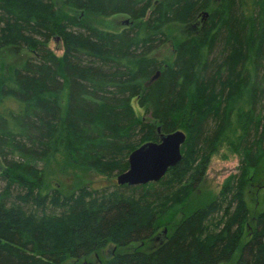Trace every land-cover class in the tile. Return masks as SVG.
Returning <instances> with one entry per match:
<instances>
[{"label": "trees", "instance_id": "1", "mask_svg": "<svg viewBox=\"0 0 264 264\" xmlns=\"http://www.w3.org/2000/svg\"><path fill=\"white\" fill-rule=\"evenodd\" d=\"M62 3L77 13L53 0H0V48L30 52L18 64L0 59V264H64L107 244L116 250L103 264H264V204L256 212L245 200L264 158V0ZM116 14L131 24L111 31L91 20ZM201 14L170 61L151 54L167 24ZM54 37L60 56L47 45ZM176 130L181 160L158 181L45 186L59 155L114 177L132 150ZM222 143L239 173L194 205Z\"/></svg>", "mask_w": 264, "mask_h": 264}, {"label": "rangeland", "instance_id": "2", "mask_svg": "<svg viewBox=\"0 0 264 264\" xmlns=\"http://www.w3.org/2000/svg\"><path fill=\"white\" fill-rule=\"evenodd\" d=\"M62 1L63 0H53L55 5L62 9V11L77 13L75 10L63 5ZM201 15L202 16L198 17L195 22H172L167 24L165 28L168 36L167 41L156 48L151 54L166 62L170 61L174 55L176 41L199 29L201 20L205 17L203 14ZM91 20L98 27L111 31L120 30L131 24L128 23V17L123 14H116L108 17L95 15L91 17ZM47 45L54 54L57 56L62 55L63 51L60 39L56 37L51 38ZM28 55H30V52L25 47L0 48V59L4 60L6 65L21 63ZM155 77H157V72ZM131 105L134 113L138 117H143L144 110L138 106L135 98L132 99ZM238 167L239 156L233 152L226 143H222L214 149L209 158L203 177L197 184L191 203L198 205L218 196L225 179L230 175H236L239 173ZM1 168L2 162L0 159V169ZM249 172L253 178L250 176L251 179L247 183L248 188L246 189L245 200L249 209L258 212L262 209L264 204V158L261 160L258 169L255 170L254 175L253 170H250ZM44 174V183L46 187L56 186L62 191H71L75 188L85 186H90V188H101L111 185L112 180H115L116 182V176L108 177V175H104L94 170L75 166L66 161L64 156L61 155L55 158L53 163L45 170ZM2 187L3 184L0 183V189ZM50 210L53 209L49 208L48 211ZM53 211L57 212L56 209ZM160 237H162V235ZM158 241L159 239H157L155 243ZM115 250L116 248L114 246L107 244L104 248L89 256L69 259L64 264H102L105 258L109 257V255Z\"/></svg>", "mask_w": 264, "mask_h": 264}, {"label": "water", "instance_id": "3", "mask_svg": "<svg viewBox=\"0 0 264 264\" xmlns=\"http://www.w3.org/2000/svg\"><path fill=\"white\" fill-rule=\"evenodd\" d=\"M185 138L182 131L176 130L160 134L156 142L136 147L127 157L128 168L116 176V183L133 186L158 181L168 168L181 160L180 150Z\"/></svg>", "mask_w": 264, "mask_h": 264}, {"label": "bare ground", "instance_id": "4", "mask_svg": "<svg viewBox=\"0 0 264 264\" xmlns=\"http://www.w3.org/2000/svg\"><path fill=\"white\" fill-rule=\"evenodd\" d=\"M181 157H182V155H181ZM148 183V182H147ZM146 184V183H145ZM138 185H143V184H138ZM133 186H136V185H133Z\"/></svg>", "mask_w": 264, "mask_h": 264}, {"label": "flooded vegetation", "instance_id": "5", "mask_svg": "<svg viewBox=\"0 0 264 264\" xmlns=\"http://www.w3.org/2000/svg\"><path fill=\"white\" fill-rule=\"evenodd\" d=\"M103 264V263H102Z\"/></svg>", "mask_w": 264, "mask_h": 264}]
</instances>
